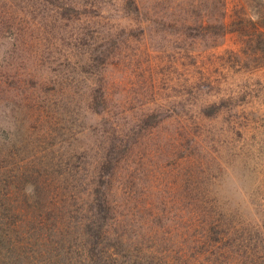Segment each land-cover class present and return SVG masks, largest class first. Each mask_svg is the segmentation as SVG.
<instances>
[{
    "label": "rangeland",
    "instance_id": "374dc122",
    "mask_svg": "<svg viewBox=\"0 0 264 264\" xmlns=\"http://www.w3.org/2000/svg\"><path fill=\"white\" fill-rule=\"evenodd\" d=\"M0 264H264V0H0Z\"/></svg>",
    "mask_w": 264,
    "mask_h": 264
}]
</instances>
